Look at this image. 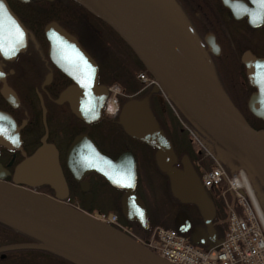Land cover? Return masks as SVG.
<instances>
[{"label":"flooded vegetation","instance_id":"obj_1","mask_svg":"<svg viewBox=\"0 0 264 264\" xmlns=\"http://www.w3.org/2000/svg\"><path fill=\"white\" fill-rule=\"evenodd\" d=\"M0 5L3 6L5 44L13 41L16 26L23 32L22 43L17 45L14 55L0 53L3 74L0 75V180L45 194L87 213L100 211L101 206L107 205L136 238L145 236L146 229L159 225L171 227L179 222L184 227L186 221H178L179 213L188 217L189 232L202 228L203 219L197 206L182 202L172 194L168 176L155 164L156 148L130 137L119 123L125 103L146 101L159 128L172 144L176 156L174 167L182 168L183 156L190 159L196 173L208 164L188 133L176 124L177 116L166 106L160 91L140 87L131 98L126 97L127 83L141 85L136 79L138 72L134 71V66H139L131 51H119L116 40L102 38L100 21L72 0H0ZM167 5L240 114L251 127L264 134V6L253 0H169ZM52 23L73 36L97 66L96 86L87 90L86 98L77 93L61 99L64 91L79 90V86L50 57L46 27ZM83 24L89 33L96 30V37L83 38L86 36L82 33ZM113 85L120 86L124 92L115 115L106 108ZM99 94L104 101L97 119L88 121L75 115L72 103L84 102L86 111H91ZM174 106L180 119L189 122L175 103ZM6 131L12 137L7 144L2 141ZM84 136L109 161L125 152L133 154L137 167L134 192L144 205L146 227L134 207L128 205L125 210V191L112 185L103 173L84 170L77 153L70 151L74 140L80 137L82 140ZM38 150L55 151L59 170L50 171L46 177H34L30 183L22 176L16 177L15 169ZM99 159L95 163L100 170L114 172ZM139 160L144 167L142 171L148 168L147 181L143 184ZM124 213L133 218L125 219ZM213 222L217 223V219ZM38 244L35 239L0 224V264H74L35 247Z\"/></svg>","mask_w":264,"mask_h":264},{"label":"water","instance_id":"obj_2","mask_svg":"<svg viewBox=\"0 0 264 264\" xmlns=\"http://www.w3.org/2000/svg\"><path fill=\"white\" fill-rule=\"evenodd\" d=\"M73 1L107 23L130 47L180 112L216 145L236 157V161L220 157L231 171L236 170V162L246 169L257 190L256 179L264 185V134L252 128L232 104L204 58L169 11V0ZM46 34L51 45L50 57L79 86V90L71 88L64 91L61 99L77 93L86 98L87 90L92 85L96 86L95 62L58 24L48 25ZM97 97L95 109L86 111L87 105L80 101L72 103L73 112H77L81 119H97L104 101L102 94ZM147 106L146 101L127 102L121 108L119 123L129 136L156 148V165L168 176L172 194L182 202L194 203L200 208L207 222L206 230L193 231L191 240L202 245L215 242L216 231L209 221L214 214L213 205L187 156L181 158V169L174 167L176 156L172 145ZM254 108L251 106L252 110ZM80 138L74 140L70 151L77 153L84 170L101 172L112 185L123 188L124 208L131 204L138 206V216L146 225L144 206L134 193L136 161L132 153L125 152L116 160L109 161L90 138ZM9 140L7 136L2 138L6 144ZM97 158L114 172L100 170L95 163ZM55 169L59 170L55 151L45 153L38 150L15 169V176H22L30 183L32 178L46 177ZM119 179L123 182L129 179L130 182L128 185L119 183ZM125 216L132 218L128 214ZM0 224L35 239L39 243L35 247L74 264H172L132 237L87 213L3 181H0ZM176 229L181 233L187 232V226L178 224ZM204 232L207 235L201 238Z\"/></svg>","mask_w":264,"mask_h":264},{"label":"built area","instance_id":"obj_3","mask_svg":"<svg viewBox=\"0 0 264 264\" xmlns=\"http://www.w3.org/2000/svg\"><path fill=\"white\" fill-rule=\"evenodd\" d=\"M140 78L154 84L144 74ZM198 141V140H197ZM201 149L214 161V166L203 175L207 188L225 183L221 196L230 210L229 229L211 247L191 244L188 238L173 229L156 228L149 247L174 264H264V217L258 205L246 200L250 185L243 170L229 175L223 165L198 142ZM102 220L117 224L114 214L101 215Z\"/></svg>","mask_w":264,"mask_h":264},{"label":"rangeland","instance_id":"obj_4","mask_svg":"<svg viewBox=\"0 0 264 264\" xmlns=\"http://www.w3.org/2000/svg\"><path fill=\"white\" fill-rule=\"evenodd\" d=\"M99 30H100V35L102 36V38H104L105 40H108V41H114L115 42V40H116V42H115V46L117 47V50H119L120 51V49L122 50V51H126V52H128L127 50H128V48L126 47V44L124 43H122V41H120V39H119V37H117L111 30H109L106 26H102L101 24H100V26H99ZM96 30H93V31H91L90 32V34H89V36L91 37H96ZM81 36V35H80ZM108 36H112V39L110 38V37H108ZM83 38H87V36H83ZM110 43V42H109ZM119 44V45H118ZM103 50V49H102ZM156 86V84H154V87ZM148 89H151V88H148ZM138 90V89H137ZM137 90H135V91H133V92H126L127 94H129V95H134L133 93L134 92H136ZM143 89H141V91H142ZM113 93L115 94V96L114 97H118V98H121V97H124V92H123V90H122V88L120 87V86H118V87H113ZM165 94V93H164ZM163 93L161 94L162 95V98L164 99V102H165V104H166V106L168 107V108H170V109H174L175 108V106H174V103L172 102V100H170L169 99V97L168 96H166V94L164 95ZM121 96V97H120ZM116 101V100H115ZM232 102V101H231ZM233 104V103H232ZM234 105V104H233ZM235 106V105H234ZM235 108H236V106H235ZM237 109V108H236ZM238 110V109H237ZM178 116H180V115H178ZM244 118V117H243ZM246 121V120H245ZM247 122V121H246ZM176 124H178V126H180V127H182L184 130H185V132L186 133H188V134H191L192 135V137H197V138H200L202 135H204V132L203 131H201L200 129H198L192 122L190 123V121L188 122V121H180L178 118H177V123ZM190 131H192V132H194V135L190 132ZM205 136V135H204ZM204 139H205V137H204ZM195 144V143H194ZM135 146V147H134ZM195 146H196V149L198 148V145H196L195 144ZM136 149V145L135 144H133V146H132V150L134 151V149ZM215 149H218V152H220V147H218L217 146V148L215 147ZM214 154H215V152H214ZM215 156V155H214ZM217 159V158H216ZM206 161H207V166L206 167H203L202 169L203 170H208V169H210L211 167L210 166H212L213 167V161H212V159H209V158H206ZM203 162V161H202ZM145 164H146V162H145ZM139 167H140V171H141V175H143L142 177H141V181H142V184L143 183H145V181H147V174H148V168H146L147 170L146 171H142L143 169H144V167L142 166V161H140L139 160ZM202 172V170H200V171H198V173H201ZM146 174V175H145ZM150 174H152L151 172H150ZM262 197H264V196H262ZM264 199V198H263ZM262 203V202H261ZM262 205L264 206V204L262 203ZM103 208V209H102ZM101 209L102 210H100L99 211V213H107V212H112V213H116L114 210H110V208H107V205L106 206H101ZM264 209V208H263ZM98 212V211H97ZM224 213H225V211H224ZM117 214V213H116ZM124 228H126L127 230H129L127 227H124ZM207 234L205 233V234H203L202 235V238H204L205 236H206ZM137 239L141 242L142 241V243L144 242V244L146 243V244H148V246H149V243L151 242V240H152V235H146L145 234V236H140V238L139 237H137Z\"/></svg>","mask_w":264,"mask_h":264},{"label":"bare ground","instance_id":"obj_5","mask_svg":"<svg viewBox=\"0 0 264 264\" xmlns=\"http://www.w3.org/2000/svg\"><path fill=\"white\" fill-rule=\"evenodd\" d=\"M114 101H115V99H113V107L115 108ZM172 110H173V112H175L176 116L179 115L178 112H177V109L176 110L172 109ZM74 113L76 115L77 112H74ZM136 140H138V139H136ZM136 169H137V167H136ZM136 178H137V175H136ZM0 181H2V180H0ZM124 182L128 185L130 181H129V179H126V180H124ZM249 192L250 193L246 195V200H247V202L249 204H251V205H254V204L259 205L264 200L263 197L260 196L257 188H255L254 186L250 187ZM206 196H208V198L210 199V201H211V203L213 205V208H214V214L209 219L212 227L217 226V227L224 228V229L228 230L229 229V221H230L229 217H230V214H231V210H230L229 206L226 203L222 202V200H220L219 194H217V193L216 194H211L212 197H210V195H206ZM186 203H190V202H186ZM197 208L200 211L202 219H203V224H204L203 227H206L207 226L206 225L207 222L205 221V217L202 214L200 208L198 206H197ZM224 211H225V213H224ZM98 213H99V211L98 212H94V213H90L88 215H90L91 217L97 219L99 217ZM215 218L217 219V223L214 224L213 221H214ZM97 220L100 221V219H97ZM104 224H107V225H110V226H113V227L115 225V223H110V222H105ZM114 228L119 230V228H117V227H114ZM162 228L171 229V227H164V226H162ZM119 231L124 233V234L126 233V231H124V230H119ZM188 241L191 244H193V245L196 244V243H194L191 240V237L188 238ZM205 245L209 246V243H206ZM235 264H240V263L237 262Z\"/></svg>","mask_w":264,"mask_h":264},{"label":"snow or ice","instance_id":"obj_6","mask_svg":"<svg viewBox=\"0 0 264 264\" xmlns=\"http://www.w3.org/2000/svg\"><path fill=\"white\" fill-rule=\"evenodd\" d=\"M254 3H259L261 6H264V0H253ZM3 6L0 5V53H3L6 56H11L15 54V49L17 45L22 43L23 32L19 29V26H16V31L14 33V39L12 42L5 44L4 35H3ZM14 24V21H13ZM0 75H3L0 73Z\"/></svg>","mask_w":264,"mask_h":264},{"label":"trees","instance_id":"obj_7","mask_svg":"<svg viewBox=\"0 0 264 264\" xmlns=\"http://www.w3.org/2000/svg\"><path fill=\"white\" fill-rule=\"evenodd\" d=\"M76 17V16H75ZM74 17V20L75 21H77V22H80V20H78L77 18H75ZM100 23L102 24V25H104V26H106L109 30H111V28L110 27H108L104 22H102V21H100ZM82 33H84V35H86V36H88L90 33H89V31L86 29V26H84V24H83V26H82ZM117 37H119L113 30H111ZM120 39V41H122L121 40V38H119ZM122 43L124 44V42L122 41ZM127 47V46H126ZM128 48V47H127ZM129 49V48H128ZM130 50V49H129ZM131 51V50H130ZM131 53H132V56H133V60H134V62H135V64H137L138 66H139V68H135V66H134V71L135 72H139V71H145V68H144V66H143V64L138 60V58L134 55V53L131 51ZM135 77V76H134ZM140 88V86L139 85H137L136 83H133V82H131V83H127L126 84V91L127 92H133V91H135V90H137V89H139Z\"/></svg>","mask_w":264,"mask_h":264}]
</instances>
